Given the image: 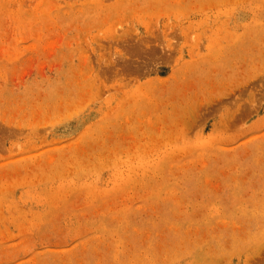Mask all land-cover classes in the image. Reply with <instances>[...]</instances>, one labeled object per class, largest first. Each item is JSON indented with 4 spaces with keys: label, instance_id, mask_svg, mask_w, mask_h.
<instances>
[{
    "label": "rangeland",
    "instance_id": "374dc122",
    "mask_svg": "<svg viewBox=\"0 0 264 264\" xmlns=\"http://www.w3.org/2000/svg\"><path fill=\"white\" fill-rule=\"evenodd\" d=\"M0 264H264V0H0Z\"/></svg>",
    "mask_w": 264,
    "mask_h": 264
},
{
    "label": "bare ground",
    "instance_id": "6f19581e",
    "mask_svg": "<svg viewBox=\"0 0 264 264\" xmlns=\"http://www.w3.org/2000/svg\"><path fill=\"white\" fill-rule=\"evenodd\" d=\"M68 108V107H67ZM234 231V230H233Z\"/></svg>",
    "mask_w": 264,
    "mask_h": 264
}]
</instances>
